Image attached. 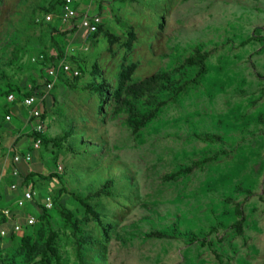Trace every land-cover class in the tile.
Returning <instances> with one entry per match:
<instances>
[{
    "label": "rangeland",
    "instance_id": "374dc122",
    "mask_svg": "<svg viewBox=\"0 0 264 264\" xmlns=\"http://www.w3.org/2000/svg\"><path fill=\"white\" fill-rule=\"evenodd\" d=\"M60 1L0 0V120L13 112L3 129L33 153L26 176L35 175L24 188L9 176L3 191L36 193L25 218L39 217L42 198H54L38 230L57 235L61 264H78L74 219L63 210L95 242L83 247L86 264H264V0H86L99 7L103 28L74 44L73 31L35 23ZM85 39L81 76H60L46 92L32 59L56 60ZM198 55L206 72L186 64ZM157 74L172 76V90L154 86L135 101L134 126L126 89ZM33 94L43 97L46 121L37 151L35 120L23 105ZM109 180L112 197L89 198ZM77 197L100 214L107 235ZM18 243L2 241L0 258L41 264Z\"/></svg>",
    "mask_w": 264,
    "mask_h": 264
},
{
    "label": "trees",
    "instance_id": "16d2710c",
    "mask_svg": "<svg viewBox=\"0 0 264 264\" xmlns=\"http://www.w3.org/2000/svg\"><path fill=\"white\" fill-rule=\"evenodd\" d=\"M63 2H64V0H61L60 4L58 5V9H56L54 12H51L48 14L49 15L52 14V15H55L56 17H59L61 14V8L63 5ZM46 16L47 15L40 16V18L43 20H41L40 22H37L38 19H36L35 23L36 24L45 23L47 25L53 26L54 23H48L45 20ZM102 28H103V26L101 25L98 33L100 32V30ZM38 54L43 55L41 53H38ZM44 57H45V62L36 64V65H39L38 67L42 68V72L45 76V80H47V78H48V74H47L48 68L50 66H57L61 61H64V60L67 61L68 60L73 65L74 64L77 65L79 69L81 68L79 66L78 59L75 57L68 59L66 53L59 55L56 60L54 58L47 59L45 55H44ZM186 64L188 66H192V67H194V66L200 67L202 72L207 71V69H206V57L204 55H198L196 57H190L186 61ZM136 68H137L136 65H132L131 67L125 69L122 72L121 77H120V79H121L120 88L118 89V96L119 97L121 96L122 92L125 90L126 81L130 78L131 74H133L135 72ZM61 76L65 77V75H61ZM74 79H76V78H74ZM171 81H172L171 75L157 74V75H154L153 77H150V78L142 81L138 85H132V86L127 87L126 96L130 99L124 100L123 105L129 109V112H130L132 118H134V120L132 121V124L134 126L139 125V121L135 120V118L137 117V114H138L136 111L137 109H136L135 101H139L143 97H145L146 94L152 88H154V86L163 85V86L169 88L170 90H172V88H170ZM96 90L101 93V97L104 96L103 95V90H104L103 86L97 87ZM182 91H184V89L179 87L177 92L180 93ZM10 95H14L15 102H16L17 97L14 94V92H12ZM33 95H37V94H33ZM33 95H27L24 98V100L30 96H33ZM102 110L103 109L101 108V111ZM7 116L3 117L2 120H0L1 130L3 128H5V126H7V124H10L6 120ZM43 119H45V114L43 115ZM33 131H34V128H33ZM34 134H35V139H37V138L42 139V145H43L44 140H46L45 139L46 134L45 135H39L35 132H34ZM207 140L212 141L213 138L207 137ZM194 166H199V164H195ZM194 166L189 167L188 169L185 170V172H192L194 170ZM32 174L33 173H30L28 176L25 177V179H24V180H26L25 185L23 182H20V184L23 185V188L26 186H29V183L32 182V180H30V179H33L32 176H35ZM41 178L45 179L44 177H41ZM10 181H12V179ZM11 183H13V182H11ZM113 186H114V181L109 180V181H107V183L102 188L91 193L89 198H101V197H105V196L106 197H112L113 196V192H112ZM26 190H28V189H26ZM21 196H22V194H21L20 190L17 191V193L15 195H11V193H6L5 191H0V222L5 223L6 227L9 229H11L10 227L13 225V222L11 220H7L5 218V216L2 215L1 211L4 209H10L12 211L13 221H15L16 220L15 219V212H14L13 208H14V206H16L17 199H19ZM76 200L84 207L85 212H86L87 216L89 217V221L90 222L93 221V222L97 223L102 228V230L105 231V234L107 235L106 225H105L103 219L101 218L100 214L91 205H89L87 201H84V200L80 199L79 197H77ZM54 202H55V207H56V201L54 200ZM39 208H40L41 214L39 217L34 216L37 220V222L34 226L27 227L23 235H16L12 231H10V234L6 238L0 239V243L2 241H5V240H10V242H19L18 244L21 245L20 254H25L26 257H35V256L41 257V264H52V261H54L55 264H61L62 258H61L60 252L57 249V235L55 233L51 232L50 235L48 237H46L45 235H42L38 230L39 229L38 222L40 220L47 219L49 216V212H51L52 210H47L42 204H40ZM18 210L24 211L25 209H19L18 208ZM238 212L241 216L243 215L242 210H239ZM61 214L69 220L74 219L73 220V227H74V231H75L74 234L76 235V240L78 241V248H77L78 264H86L85 258H84L83 247L94 245L95 242L91 239H86L82 236V230L80 228V221L77 220V218L74 215H72L71 213H66L64 210ZM242 222H243V220L240 221L239 223H237V225H236L239 234L242 233V228H241ZM21 224H23V222H21ZM38 235H39L41 241L37 243L35 238H36V236L38 237ZM210 247H212V246H210ZM0 264H16V259H15V257H13V258L10 257L8 259H6V258L1 259L0 258Z\"/></svg>",
    "mask_w": 264,
    "mask_h": 264
},
{
    "label": "built area",
    "instance_id": "2783aa9c",
    "mask_svg": "<svg viewBox=\"0 0 264 264\" xmlns=\"http://www.w3.org/2000/svg\"><path fill=\"white\" fill-rule=\"evenodd\" d=\"M78 0H64L62 8H61V14L59 17H56L55 15H47L45 17V20L48 23H54L57 18L60 20L62 28L66 31H72L77 26L75 24V21H79L78 28L86 33V35L93 36L96 35L99 31V28L101 25H103V19L98 14H92L90 12H86L83 14H80L76 3ZM41 18H38L37 22H40ZM85 51H89V47H85ZM34 64L44 63L45 57L44 55H37L32 59ZM48 78L47 82L45 84L44 90L46 92H50L54 89L59 76L65 75L69 78H78L81 76L80 69L74 67L70 63L67 62H61L58 66H52L49 67L47 70ZM8 100L13 103L15 102L14 95H10ZM42 101L43 97H40L38 94L30 96L26 98L23 101V105L28 111H30V118L35 120L34 125V132L39 135H45L46 130V121L43 119L44 111L42 108ZM12 114L8 115L6 117L7 122L12 121ZM3 143V136L0 128V146ZM42 147V139L37 138L35 139L33 143V150L37 151L40 150ZM33 161V153L28 152L26 154L17 153L14 158L13 162L14 165H20V164H27L30 165ZM59 170H62L60 167ZM16 177L19 175L18 171L14 174ZM12 190H17V185L12 186ZM36 193L31 190H24L22 196L17 199L16 206L19 209H26L28 205H31L32 203L36 202ZM41 204L47 209V210H53L55 208V202L53 197L47 196L42 198ZM2 215L5 216L7 220H12V211L10 209H4L1 211ZM37 220L34 216L28 215L25 218V221L23 224L21 223H13L11 226V229L7 228L5 223L0 222V239L6 238L10 231H12L16 235H23L27 227H32L36 224Z\"/></svg>",
    "mask_w": 264,
    "mask_h": 264
},
{
    "label": "crops",
    "instance_id": "0c3cea01",
    "mask_svg": "<svg viewBox=\"0 0 264 264\" xmlns=\"http://www.w3.org/2000/svg\"><path fill=\"white\" fill-rule=\"evenodd\" d=\"M93 2H91L92 4ZM89 3H87L86 0H78L77 3H76V7L79 11L80 14H83V13H86V12H90L92 14H98L100 15V12L98 11V6L94 4V6H91V8L89 9ZM88 7V8H86ZM101 16V15H100ZM102 17V16H101ZM103 19V17H102ZM75 24H76V28L74 30H72L74 32V42H72L73 44L74 43H79V39L80 41L82 42V40L86 37V33L82 30H80L78 28V25H79V21H75ZM54 25L58 26V28L60 30H63L64 29L62 28V25H61V22L60 20L57 18V20L54 22ZM66 31V30H65ZM64 31V32H65ZM72 32V33H73ZM71 33V32H70ZM83 45H85L84 47H88V42L86 41V39L84 40V43ZM82 47L79 49V46L76 47V46H72L68 48V51H67V57L68 59L72 58V57H75L78 59V56L80 53L83 54V52L85 51V48ZM38 55V54H37ZM61 62H67L68 64L70 63L68 60L67 61H61ZM60 62V63H61ZM59 63V64H60ZM58 64V65H59ZM71 64V63H70ZM57 65V66H58ZM75 67V65H73ZM77 66V65H76ZM52 67V66H50ZM78 68V66L76 67ZM79 69V68H78ZM61 76V75H60ZM59 76V77H60ZM65 77H68V76H65ZM69 78V77H68ZM47 82V80H46ZM58 82V81H57ZM12 115H13V112H12ZM18 115L22 116L21 113ZM17 115V116H18ZM5 130V131H4ZM2 136H3V143L1 145V148H0V157L2 156L3 158H5V162L1 165L2 162H0V167L2 169H0V191H3V186L4 185V180L7 178V177H11L13 183L15 184H18V181L21 182L22 179H24L26 177V171L28 170V166L27 164L23 163V164H20V165H14V162H13V159L9 160L8 157H10V154L13 153V158L14 156L19 152L21 154H26L28 153V151L26 149H24V147H20L19 149V144H18V138L17 140H14L12 139V135H9V133H7V128L6 129H2ZM11 132V131H10ZM16 144V145H15ZM18 144V145H17ZM27 151V152H26ZM11 156V157H12ZM18 169V173L22 176V177H19V175L16 177L14 174L16 173ZM10 181V180H9ZM11 181V182H12ZM19 197V196H18ZM29 206V205H28ZM14 212H15V221H13V219L11 220L13 223H21L23 221H25V216L27 215V212H26V209L24 211H19L18 210V207L17 206H14L13 208ZM32 216V215H31ZM24 223V222H23ZM11 228V227H10Z\"/></svg>",
    "mask_w": 264,
    "mask_h": 264
}]
</instances>
